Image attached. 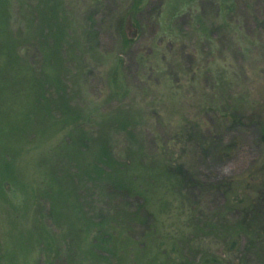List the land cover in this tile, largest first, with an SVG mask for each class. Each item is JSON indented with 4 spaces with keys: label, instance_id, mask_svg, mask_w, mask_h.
<instances>
[{
    "label": "rangeland",
    "instance_id": "obj_1",
    "mask_svg": "<svg viewBox=\"0 0 264 264\" xmlns=\"http://www.w3.org/2000/svg\"><path fill=\"white\" fill-rule=\"evenodd\" d=\"M221 5L0 0V264H264V219L254 249L226 237L264 185V0ZM105 137L114 167L138 147L183 165L182 193L166 172L146 197L117 189L93 161Z\"/></svg>",
    "mask_w": 264,
    "mask_h": 264
},
{
    "label": "trees",
    "instance_id": "obj_2",
    "mask_svg": "<svg viewBox=\"0 0 264 264\" xmlns=\"http://www.w3.org/2000/svg\"><path fill=\"white\" fill-rule=\"evenodd\" d=\"M219 1L222 4L221 6L223 7L222 11H224V10L228 11V9H230V4L233 0H219ZM188 4H190V2L189 3L186 2L184 6L187 7ZM58 43H60L59 40H58ZM53 61H56L60 64L61 61H63L62 55H57V59H55ZM12 63L15 64L14 61H12ZM39 69H37V71L35 72L36 75H38ZM39 72L41 73L42 70L41 71L39 70ZM45 75H46V73L43 74L44 77H45ZM62 109L67 110L63 107H62ZM73 113L74 114H71V115L65 114V115H69V116H64V118L62 117L61 119L65 124V129L70 127V126L72 127V125L75 124L71 129H69V131H68L69 134H68L67 138H70L71 141H74V138H72L74 135L76 140H77V141H75V144H76V142H78L79 136H81L78 134L80 128L82 127V125L85 126V124L88 121L85 120L83 117H81L78 112H73ZM65 117H68V118L66 119ZM118 123H120V122H117L116 125L120 127L121 123H120V125ZM195 125L199 126L197 123ZM259 125H260V132L262 135L261 139H262V142L264 143V122H260ZM130 127H131V124L126 125V129L130 128ZM84 140L86 142H89L88 139H84ZM111 146H112L111 141L105 137V139L102 140L101 151L97 156H95L93 158V161H95V162L97 161L95 163L97 167H98V164L105 165V168H107V169L101 168L100 169L101 174H103L106 177L108 176L107 178L110 180L113 179L112 181L114 182V185L117 189L120 188L127 193H132V192L136 191V192H138V194L142 195L143 197H146V192L148 190V188H147L148 186L144 185L143 183L150 184V183H152V181L157 182V180L162 177V174L163 173L165 174V172H166V173H168V174L170 173L172 175L171 179H169L167 184L171 188H173L174 190L181 191V193H182V185L184 184V181H183V179H180V177L178 175H174L172 173V171L175 170L176 172L183 174V171H184L183 165L178 166L177 164L170 163L168 161L165 163V165L162 167V169L157 170L155 172V171H153V169H150L151 161L155 164L156 160H152L154 157L153 156L148 157V155H145V151H142V149L140 147H138L139 149H137V150L129 149L128 152H130L131 150L136 152L140 156L139 160H143L145 164L142 162H141L142 164H140V166H138L137 164H134V162H133V164H129V161L133 155V154H131L130 157H128L127 155L125 157L119 156L120 158H123L122 161H124V162L123 163L117 162V166L114 167L111 164V161L113 160V156L111 154V150H112ZM133 158L135 161V157H133ZM127 159H129V160H127ZM163 160H165V159H163ZM134 165H136V166L132 167ZM141 166L144 168L141 169ZM114 169L117 170L118 172L120 171L119 174L122 173L124 175L121 174V177L118 175V177L116 178L114 176ZM129 173H131V174H129ZM155 175H157L158 177ZM140 180H144V182H142V184H140L139 183ZM258 191H259L258 197H260V200H258L259 198L257 197L258 198L257 200H254V202L251 201L249 203V201H247V195H243L242 197H239L233 204H230V206H229L231 208H239L240 207V210L243 212V214L252 215V216H250L251 217L250 220L244 219V220L236 223V225L233 224L235 231H232L231 228H229V230L227 231L228 233L226 234L227 241L232 240V244H234V245L236 244V242H238L237 240L240 236H246V238L248 239L247 250H250L252 248V246H253V249L255 248L254 245L256 243V237L258 235H260V233L259 232L255 233L254 229L256 227V224H258L259 221L262 222L263 221L262 219H264V185L262 186V188H259ZM245 192L246 191H244L243 193L245 194ZM146 201H147V198H146ZM146 201L144 200L143 204H146ZM242 204H244V205H242ZM229 213H230V211H229ZM87 220H88V222H87L88 228L95 230V227L92 223V220H90L88 218H87ZM100 226L101 227H99V230L103 232L104 240L100 239L99 245L97 246V244H95V246L104 250L107 248V246H113V243H115L116 239L113 238L112 230L114 231L116 229V227L114 225H111L110 227H108V225H104L103 223ZM96 228H98V227H96ZM256 248L258 249V246H256ZM220 258L221 257H219L215 254L204 253V256L202 257V259H200L198 264H222ZM165 264H167V263H165ZM181 264H186V263H181ZM190 264H196V263H190Z\"/></svg>",
    "mask_w": 264,
    "mask_h": 264
}]
</instances>
